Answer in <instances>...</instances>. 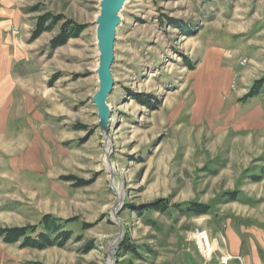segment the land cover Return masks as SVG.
I'll list each match as a JSON object with an SVG mask.
<instances>
[{"label":"rangeland","instance_id":"1","mask_svg":"<svg viewBox=\"0 0 264 264\" xmlns=\"http://www.w3.org/2000/svg\"><path fill=\"white\" fill-rule=\"evenodd\" d=\"M99 2L0 0V228L37 225L44 215L76 220L64 247L34 250L0 238V264H200L197 232L215 260L236 256L246 264L229 250V236L242 243L257 230L245 219L264 225V180L243 176L264 165V141L236 137L230 117L208 112L230 98L236 79L212 94L197 60L214 43L224 47L229 30L248 28L240 48L254 41L264 52V0H127L105 101L108 147L92 101ZM45 12L84 30L57 49L50 40L58 27L30 41ZM257 63L264 67V58ZM234 187L253 204L224 202ZM191 202L210 206V214L183 212ZM156 203L166 211L154 210ZM124 241L135 254L121 249Z\"/></svg>","mask_w":264,"mask_h":264},{"label":"crops","instance_id":"2","mask_svg":"<svg viewBox=\"0 0 264 264\" xmlns=\"http://www.w3.org/2000/svg\"><path fill=\"white\" fill-rule=\"evenodd\" d=\"M258 25L260 24L258 23ZM260 28L263 27L260 25V27L257 28L258 31ZM257 29L256 35L260 36V33H257ZM247 30L248 28L238 32L229 30L228 33H226L228 36L225 35V46H216L215 43L213 46L211 45L208 51L204 52L202 60H197L201 63L198 65L197 69L201 67V74H198V76L200 75V79L205 72L209 74L204 81L208 89L212 91V94H217L219 89L236 79V82L233 83L235 84V88L232 86L234 91L231 92L229 99L221 101V103L219 102V104H221L220 107L217 108L218 102L212 105L209 103V100L204 106L206 108L212 105L209 107L208 112L211 114H218L221 112V115H223L222 120L225 119L224 117H230L231 124H228L227 129H229L233 135H236V137H254L258 141L263 142L264 86L258 96L239 101L248 93L254 81L264 78V67L259 69L258 67L261 66H258L259 64L257 63L261 58H264V52H257L258 47L254 41H249L246 46L245 44H241L245 47L240 48L239 39L244 38V33ZM253 38L254 37H252V40ZM233 39L235 40L233 41ZM241 60H246V62L249 63L248 65L253 68L247 70L245 69L246 66H240L239 62ZM222 62L224 63L222 64ZM243 176L245 178L244 180L249 182L259 183L263 181L264 165L256 164L251 167L249 166L245 169ZM236 186H238L237 183ZM235 187L232 188L231 191L238 193V201L235 202H241L247 206L253 204V200L246 195L241 188ZM226 217L228 218L230 216ZM244 223L249 224L253 228H257V230L253 231V234L248 235L247 238H243L242 243L241 239L237 238L238 236L236 234V238L234 234H231L229 236L230 243H235L236 245H230L229 250L233 252L234 255L241 254V256L245 258L246 264H264V248L262 247L264 242V225L256 223L253 219H245ZM256 238L261 239L262 243Z\"/></svg>","mask_w":264,"mask_h":264},{"label":"trees","instance_id":"3","mask_svg":"<svg viewBox=\"0 0 264 264\" xmlns=\"http://www.w3.org/2000/svg\"><path fill=\"white\" fill-rule=\"evenodd\" d=\"M32 13L39 11L38 8L30 10ZM168 25L181 31L184 35H192L193 31L188 30L185 26H182L179 20L168 18ZM58 33L50 40V48L57 49L64 46L70 39L78 38L84 30V26L76 24L72 20H65L63 15H53L45 12L37 16L35 20V27L30 36V41L36 40L43 33L53 32L56 28ZM195 63V62H194ZM188 62L187 68L190 71L194 70L195 64ZM264 86V78L258 79L253 82L248 93L239 101L247 100L252 97H256L260 94ZM143 105H147L144 102H140ZM224 202H235L237 199V192H226ZM154 210L164 213L166 208L163 203L154 204L151 206ZM184 207V205L182 206ZM149 209V208H147ZM145 209V211H147ZM183 212L194 214L196 216L202 214H210L211 207L196 202H191L185 206ZM74 219H59L52 215H44L37 225L23 226V227H4L0 228V238L6 244H19L21 248H30L34 250H44L46 248L58 246L64 247L65 244L73 238L74 232L70 229V226L75 223ZM79 241L80 238H75ZM128 241H124L121 244V249L127 251V253L135 254V248L127 245ZM93 246L91 244L86 245L84 252H89ZM152 250L149 251L151 253Z\"/></svg>","mask_w":264,"mask_h":264},{"label":"water","instance_id":"4","mask_svg":"<svg viewBox=\"0 0 264 264\" xmlns=\"http://www.w3.org/2000/svg\"><path fill=\"white\" fill-rule=\"evenodd\" d=\"M127 0H100L99 13L95 20L96 47L98 49V63L95 73L98 80V89L92 97L100 119L99 126L103 131L105 146L110 144L108 127V107L105 103L113 88L111 66L114 61V44L117 27L121 22L120 12Z\"/></svg>","mask_w":264,"mask_h":264},{"label":"built area","instance_id":"5","mask_svg":"<svg viewBox=\"0 0 264 264\" xmlns=\"http://www.w3.org/2000/svg\"><path fill=\"white\" fill-rule=\"evenodd\" d=\"M242 65L244 62L241 63ZM195 246L199 252L203 262L202 264H228L231 260V257H217V260L214 259V252L210 246V243L207 241V236L204 232H197L194 237ZM235 259L238 260L237 264H242V261L239 257Z\"/></svg>","mask_w":264,"mask_h":264},{"label":"bare ground","instance_id":"6","mask_svg":"<svg viewBox=\"0 0 264 264\" xmlns=\"http://www.w3.org/2000/svg\"><path fill=\"white\" fill-rule=\"evenodd\" d=\"M108 152V149H106V153Z\"/></svg>","mask_w":264,"mask_h":264}]
</instances>
